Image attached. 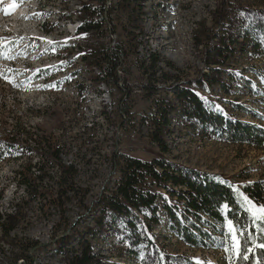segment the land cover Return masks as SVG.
<instances>
[{"label":"rangeland","instance_id":"obj_1","mask_svg":"<svg viewBox=\"0 0 264 264\" xmlns=\"http://www.w3.org/2000/svg\"><path fill=\"white\" fill-rule=\"evenodd\" d=\"M83 1L86 0H18V6L7 15L3 8L10 0L0 4V52L11 57H0L3 73L0 75V135L11 131L30 139L27 145H33L36 136L55 134L62 161L76 169V186L88 191L80 204L75 198L67 201L63 220L53 209L46 210L40 202L28 198L15 183L14 170L20 163L39 161L34 151L19 148L14 159L0 162V214L10 211V204L17 202L16 198L19 200L16 207L19 215L13 222L12 233L41 243L42 248L34 253L35 261L40 264H64L52 244L68 230L83 233L86 227L97 229L94 224L97 211L89 215L80 205H92L105 187L112 186L113 151L143 160L162 156L186 167L217 173L236 186L264 179V148L232 143L216 132L202 133L175 111L163 135L168 151L161 152L151 140L153 126L149 115L155 111L154 100L167 99L171 105H178L170 91L171 81H163L159 75L188 81L203 73L213 76L216 71L211 67L223 69L219 78L225 86L213 84L209 92L201 93L226 107L238 119L264 126V83L253 70H264V58L259 53L241 54L242 46L246 45L235 33L236 26L227 27V32L239 42L230 45L234 57L223 64L217 63L215 56L208 60L205 48L211 45L210 40L206 44H197L194 40V33L204 30L201 25L209 31L216 29L213 19L216 7H221L219 0H143V13L137 19L128 20L119 14L116 33L104 40L125 41L133 55L122 64L125 73L119 72L126 89L123 92L113 89L112 95L104 85H94L89 79L93 68H85L80 60L78 40L73 36L78 22L73 12ZM226 1L230 6L264 8V0ZM224 42L226 46L230 43L227 38ZM148 52L159 61L154 79L147 78L135 66L136 55ZM207 61L211 62L210 66H206ZM228 71H238L239 77L230 80L226 77ZM120 101L126 103L128 116L119 115ZM235 101L240 103V108L235 109ZM40 166L47 175L55 176V168L49 163L41 160ZM223 205L224 212L227 208ZM227 221L215 224V229L204 228L210 238L195 247L184 244L170 232L166 217L154 225V233L169 253L183 254L199 263L232 264L237 254L228 235ZM117 228L116 224H109L108 230L97 231L90 239L92 247L105 257L106 264H141L142 256L125 252ZM225 247L229 248L228 252Z\"/></svg>","mask_w":264,"mask_h":264},{"label":"trees","instance_id":"obj_2","mask_svg":"<svg viewBox=\"0 0 264 264\" xmlns=\"http://www.w3.org/2000/svg\"><path fill=\"white\" fill-rule=\"evenodd\" d=\"M219 1L221 7H216L217 13L213 19L216 29L209 31L201 25L204 30L194 33L197 44H206L210 40L208 43L211 45L205 48L208 60L215 56L217 63L223 64L234 57L230 45L239 41L227 32L229 25L237 27L235 33L239 34L240 42L249 47L247 50L246 46H242V55L259 53L264 58V8L252 10L250 5L230 6L226 0ZM141 6L143 0H86L73 12L78 22L73 36L78 40L76 47L80 60L85 68H93L89 79L96 86L104 85L109 95H112L113 89L120 92L126 89L124 77H120L119 72L125 73L122 64L133 55V51L119 38L113 41L108 39L107 42L104 38L116 33L119 14L125 15L128 20L137 19L143 13ZM202 37L203 41L198 42ZM80 38L86 41L80 43ZM226 38L230 41L227 46L224 42ZM136 56L135 66L147 78L154 79L159 62L157 56L152 52ZM210 63L207 61L206 66H210ZM211 68L216 71L213 76L203 73L188 81L173 79L166 74L159 75V79L171 81L170 91L178 103L175 106L167 99L154 100L155 111L149 115L153 126L151 140L161 152L168 151L163 135L174 111L192 127H199L202 133L216 132L229 142L264 148L263 125L238 119L226 107L201 93L209 92L213 84L225 86L219 78L223 69ZM253 70L264 83V70ZM226 77L236 80L239 72L228 71ZM233 105L235 109L241 107L236 101ZM117 108L120 116L129 115L125 102L120 101ZM22 132L29 133L27 130ZM36 138L33 145H27L30 139H23L11 131L0 135V162L14 159L19 148L34 151L39 161L20 163L14 170L15 183L23 188L28 198L40 202L46 210L53 209L64 220L67 201L75 198L80 204L88 191L76 186V169L62 161L57 136L38 135ZM41 160L55 168V176L47 175L40 166ZM110 164L114 170L112 186L105 187L92 205H80L89 215L97 211L94 219L97 229L86 227L83 233L68 230L53 241L52 246L64 264H106L105 257L95 251L90 239L95 237L97 231L108 230L109 224L117 225L118 238L126 253L142 256L141 264H198L186 255L167 252L158 241L154 225L162 217L167 218L168 229L179 241L194 247L205 244V239L210 238V233L204 228L215 229V224H221L225 219L232 220L242 229L239 236L241 254L235 257L232 264H264V248L257 246L264 241V232L258 229V224L264 226V222H253L246 211L247 205L243 204V197H247L256 206L262 205L264 179L236 186L217 173L186 167L162 156L143 160L119 151L112 152ZM16 201L10 204V211L0 214V264H40L35 261L34 253L42 248L41 243L26 235L12 233L15 229L13 222L19 215L16 208L19 200L16 198ZM223 204L228 205L224 212ZM21 208L20 205L19 212ZM249 248L253 250L248 251Z\"/></svg>","mask_w":264,"mask_h":264},{"label":"snow or ice","instance_id":"obj_3","mask_svg":"<svg viewBox=\"0 0 264 264\" xmlns=\"http://www.w3.org/2000/svg\"><path fill=\"white\" fill-rule=\"evenodd\" d=\"M3 3H4V0H0V4H3ZM17 6H18V0H10V3L5 5V7L3 8V11L7 15L10 10L15 9ZM49 43H51V42H49ZM0 57H5V58L11 59V57H6L5 53H3V52H0ZM2 74L3 73L0 72V75H2ZM52 86L54 87V85H52ZM44 87H49V86L45 85ZM197 95H199V93H197ZM202 99H203V97H202ZM217 110H219V109H217ZM243 204L247 205L246 211H248V213L250 214V218L253 220V222H264V205L256 206L247 197H243ZM223 207L228 208V205L225 204V205H223ZM227 227H228V235L231 236V239L233 241L232 248L235 249L236 254L239 256L241 254V251H240L241 246L239 245L238 241H239V236L242 234V230L232 220L227 221ZM258 229L260 231L264 232V226H260L258 224ZM257 246L260 248H264V241L259 243ZM224 250H225V252H228L229 248L225 247ZM252 250H253L252 248L248 249V251H252ZM244 258L247 259L248 257L244 256ZM198 264H199V262H198Z\"/></svg>","mask_w":264,"mask_h":264}]
</instances>
